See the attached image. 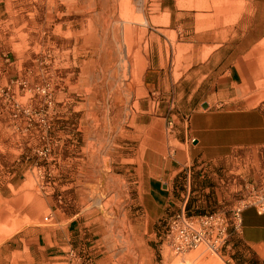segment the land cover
Wrapping results in <instances>:
<instances>
[{
    "label": "rangeland",
    "instance_id": "374dc122",
    "mask_svg": "<svg viewBox=\"0 0 264 264\" xmlns=\"http://www.w3.org/2000/svg\"><path fill=\"white\" fill-rule=\"evenodd\" d=\"M0 9V246L19 249L60 209L97 219L118 249L131 248L129 222L143 221L133 183L144 162L133 156L172 143L231 67L247 78L249 101L264 99V0H0ZM235 167L192 175L189 215L230 214L264 188V149ZM177 188L186 196L187 178ZM226 251L201 247L194 258L242 264Z\"/></svg>",
    "mask_w": 264,
    "mask_h": 264
},
{
    "label": "crops",
    "instance_id": "0c3cea01",
    "mask_svg": "<svg viewBox=\"0 0 264 264\" xmlns=\"http://www.w3.org/2000/svg\"><path fill=\"white\" fill-rule=\"evenodd\" d=\"M230 30L235 28L222 29ZM216 45L218 49L226 46ZM246 85L247 78L240 69H227L209 99L201 102V108L192 110L188 121H179L178 137L172 143L159 147L149 144L142 159L133 156L132 160L144 162L142 177L133 183L139 193L143 221L136 218L129 222L133 230L128 235L131 248L118 249L115 239L104 232L97 219H78L57 209L49 220L52 223L39 226L36 236L19 239V249L11 248V239L3 243L0 264H198L199 260L194 258L198 249L177 256L164 242L161 261L157 262L155 225L160 220L164 224L183 206L185 195L177 188L181 177L188 178L191 173L203 178L206 168L219 173L221 169L235 171L236 163L264 149V99L260 91L249 101ZM205 102L209 103L208 108L202 106ZM136 148L139 150L140 144ZM0 220L5 221L6 216ZM226 254L232 256L234 263L249 264L245 260L251 257L256 264H264V214L254 208L244 211L243 231L233 237ZM240 256L244 261H240Z\"/></svg>",
    "mask_w": 264,
    "mask_h": 264
},
{
    "label": "built area",
    "instance_id": "2783aa9c",
    "mask_svg": "<svg viewBox=\"0 0 264 264\" xmlns=\"http://www.w3.org/2000/svg\"><path fill=\"white\" fill-rule=\"evenodd\" d=\"M168 127L169 132H172L173 121ZM191 175L188 173L187 195L183 206L164 222L162 240L177 256L201 247L211 254L220 256L224 250L231 247L233 237L242 233L245 210L254 208L259 214H264V188L242 197L233 206L230 214L218 211L204 215H189L187 207Z\"/></svg>",
    "mask_w": 264,
    "mask_h": 264
},
{
    "label": "water",
    "instance_id": "95a60500",
    "mask_svg": "<svg viewBox=\"0 0 264 264\" xmlns=\"http://www.w3.org/2000/svg\"><path fill=\"white\" fill-rule=\"evenodd\" d=\"M202 106H203L204 108H208V107H209V103L205 102V103H203Z\"/></svg>",
    "mask_w": 264,
    "mask_h": 264
},
{
    "label": "trees",
    "instance_id": "16d2710c",
    "mask_svg": "<svg viewBox=\"0 0 264 264\" xmlns=\"http://www.w3.org/2000/svg\"><path fill=\"white\" fill-rule=\"evenodd\" d=\"M188 208H189V206L187 207V211H188ZM189 213V212H188Z\"/></svg>",
    "mask_w": 264,
    "mask_h": 264
}]
</instances>
